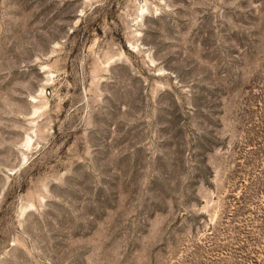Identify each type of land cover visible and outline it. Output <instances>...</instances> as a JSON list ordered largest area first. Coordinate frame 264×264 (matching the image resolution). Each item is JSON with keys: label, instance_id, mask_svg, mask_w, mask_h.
Segmentation results:
<instances>
[{"label": "rangeland", "instance_id": "374dc122", "mask_svg": "<svg viewBox=\"0 0 264 264\" xmlns=\"http://www.w3.org/2000/svg\"><path fill=\"white\" fill-rule=\"evenodd\" d=\"M0 264H264V0H0Z\"/></svg>", "mask_w": 264, "mask_h": 264}]
</instances>
